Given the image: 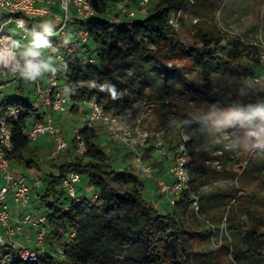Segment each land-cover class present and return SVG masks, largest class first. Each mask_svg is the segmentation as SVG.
I'll list each match as a JSON object with an SVG mask.
<instances>
[{
  "label": "trees",
  "instance_id": "trees-1",
  "mask_svg": "<svg viewBox=\"0 0 264 264\" xmlns=\"http://www.w3.org/2000/svg\"><path fill=\"white\" fill-rule=\"evenodd\" d=\"M111 1L127 4L136 0ZM94 4L102 15L85 20L70 19L71 26L87 32V43L80 52L69 57L62 77L59 76L60 87L69 93L70 112L76 115L81 104L94 101L106 114L131 124L137 119V104H155L162 128L169 133L178 131L186 138L187 172L194 179L204 178L208 171L203 160L210 157L200 151L207 142L205 122L201 117L181 111L170 100L178 76L174 69L164 67L163 60L187 55L200 66L202 78L198 87L183 79L185 88L206 94L212 88L213 76L236 71L245 56L236 44L223 36L201 30L196 32L197 40L193 44H184L170 20L190 4L189 0H152L145 16L123 18L119 23L111 22L106 15L109 14L108 5L104 0H94ZM93 45L97 47L92 51L95 57L92 54L86 58L84 50ZM149 45L153 48H148ZM149 58L154 60L152 68L144 63ZM36 63L44 61L39 58ZM150 72L153 73L152 81L147 78ZM34 80L33 74L25 73L19 88ZM8 102L25 109L26 114L13 123L14 148L6 158L9 162L19 161L28 168L34 167L39 173L35 160L25 157L24 152L31 142L21 130L31 118L40 121L42 116L28 98L19 97ZM261 109L259 113H264V106ZM79 134L86 148L84 155H74L58 166L56 174L49 176L48 187L36 198L37 208H46L42 214L47 224L44 256L33 263L14 261L11 264H198L196 255L208 263L212 261L215 250L196 252L180 225L194 196L200 212L199 198L189 184L173 206L168 204L173 211L162 214L144 198L138 178L112 166L107 154L95 143L94 127L84 125ZM178 145L172 146L175 153ZM260 169H264V161L244 166L243 176H239L237 188L231 193V203L221 218L230 241L224 247L232 248L233 264L241 259L250 261L264 253V219L253 216L248 224L242 220L256 203L250 181ZM70 171L85 177L93 198L83 197L78 187L76 194L80 201L66 195L60 181ZM165 180L172 183L170 177ZM208 228L214 233V226ZM71 233H74L72 238ZM58 246L63 253L55 261Z\"/></svg>",
  "mask_w": 264,
  "mask_h": 264
},
{
  "label": "rangeland",
  "instance_id": "rangeland-1",
  "mask_svg": "<svg viewBox=\"0 0 264 264\" xmlns=\"http://www.w3.org/2000/svg\"><path fill=\"white\" fill-rule=\"evenodd\" d=\"M106 1L108 13L114 14L112 11H115L117 14L115 3L111 0ZM189 2L190 4L172 20V26L184 44H193L197 40L196 32L201 30L204 33L223 36L226 41L236 44L239 52L245 56L236 71H224L220 76H213L212 88L206 94L185 88L183 79L198 87L202 78L200 66L191 61L187 55L179 54L172 59L163 60L164 67L174 69L178 76L176 90L170 100L190 116L201 117L208 133L206 144L200 147V151L210 156L203 160V166L208 173L202 179H194L191 173H188L189 188L199 198L200 212L195 214L194 209L188 207L181 217L180 225L187 233L196 252L215 250L210 263L203 261L200 255L194 256L198 264H233L232 248L224 247L230 241L221 218L231 203V193L237 188L239 176H243L244 166L247 163L261 164L264 161V113L250 120L244 118L257 110L261 111L264 106V88L259 90L260 86L253 82L257 75L264 79V0H189ZM132 4L129 2L126 5L132 7ZM149 7L150 5L145 12L138 13V18L145 16L143 14L147 13ZM10 31L15 38L16 48L20 52H25L32 42L31 37L20 40L21 30L12 28ZM96 48L94 45L88 46L85 57L92 55V51ZM148 48L153 47L149 45ZM32 50L37 51L44 63L49 65L48 69L38 74L42 80L51 68L57 67V61L54 56L48 55L47 46L36 49L33 45ZM144 63L147 68H152L154 60L149 58ZM147 78L149 81L151 78L152 81L153 73L150 72ZM19 97L28 98L29 102L38 108L39 115L42 111H46L41 106L33 83L22 88H19V84L0 88V102ZM70 107L71 103L68 102L61 117L59 118L60 114H56L54 125L66 141V147L59 154L56 163H50L51 158L46 152L49 147L46 141L52 142L54 146L49 135L30 143L24 152L28 160L33 159L38 164L39 173L34 171V167H29L31 171L27 169L23 162L9 163L12 172L23 175L31 184L35 179L39 181L34 191L35 198L48 187L49 176L57 172L56 168L74 156L73 130L84 127L88 106L87 103L81 104L76 115L70 112ZM136 108L137 119L130 126L136 131L149 134L145 145L138 147L139 158L151 166L153 176L165 179L169 176V166L175 153L172 146L180 143L182 135H179L178 131L169 133L167 129L162 128V121L155 104H137ZM94 129L95 143L107 154L112 166L120 172L138 178L144 198L153 203L162 214L172 212L164 192L157 184L142 175L134 156L125 147L113 142L104 128L98 125ZM159 132H163L161 152H157L153 138V135ZM256 175L250 181V188L255 191L256 203L247 214L242 216L245 224H248L253 216L264 219V169H260ZM85 184V177H81L77 186L81 188L80 194L85 198H93L92 188ZM39 210L44 214L46 208L39 206ZM32 215L38 216L36 212ZM206 221L214 226V233L205 226ZM18 240L20 241L19 238ZM234 264H264V253L250 261L241 259Z\"/></svg>",
  "mask_w": 264,
  "mask_h": 264
},
{
  "label": "built area",
  "instance_id": "built-area-1",
  "mask_svg": "<svg viewBox=\"0 0 264 264\" xmlns=\"http://www.w3.org/2000/svg\"><path fill=\"white\" fill-rule=\"evenodd\" d=\"M150 2L151 0H136L132 2V7L115 3L118 13L106 15L114 23L121 22L123 18H136L138 13L146 11ZM99 15L102 14L96 8L94 0H0V88L19 84L25 73H29L28 63L35 64L39 58H42L40 54L35 57L28 55L33 51L36 36L47 41L48 55L54 56L57 61V67L51 68L42 80L38 75H34L33 84L36 94L40 98L42 108L46 110L42 120L33 117L21 130L22 135L31 143L47 135L51 137L54 142L49 154L51 163L58 161L59 154L66 147L65 139L53 122L54 115L65 112V106L69 102V93L62 92L59 76L62 77L61 70L69 57L80 52L87 43V32L72 27L70 19L85 20ZM172 20H170L171 25H173ZM12 28L21 30L20 40L31 37L32 42L25 52H20L16 48L15 38L10 31ZM89 62L92 60L90 59ZM253 82L260 86L259 90L264 88V79L261 76L257 75ZM87 106L85 125L88 127L100 125L113 142L125 147L134 156L142 175L157 184L164 192L168 204L173 206L181 191L188 186L185 136L182 135L178 150L169 166L168 175L172 180V183H169L164 178L153 176L151 166L139 158L138 147L145 145L149 134L136 131L130 124L106 114L94 101L88 102ZM25 114V109L11 105L7 99L0 102V249H2L0 264H11L14 261L36 262L44 256L47 246L45 215L34 216L30 212L20 215L21 209L36 206L37 199L33 197L39 181L35 179L31 184L23 175L13 173L6 158V154L12 153L14 148L13 123ZM79 129L73 130V154L76 156H82L86 152ZM161 133L163 132L153 135L157 152L163 150ZM80 180L81 177L76 172L70 171L60 181V186L66 195L75 201H80L76 194ZM193 198L191 207L195 214H198L197 197ZM206 224L212 227L207 221ZM28 226L34 230V234L32 238L25 239L26 242L32 243V248L18 240ZM70 237H74V233H71ZM62 253V247H56L54 260L58 261Z\"/></svg>",
  "mask_w": 264,
  "mask_h": 264
},
{
  "label": "crops",
  "instance_id": "crops-1",
  "mask_svg": "<svg viewBox=\"0 0 264 264\" xmlns=\"http://www.w3.org/2000/svg\"><path fill=\"white\" fill-rule=\"evenodd\" d=\"M104 2L105 3H107L108 4V2L106 1V0H104ZM111 12V11H110ZM112 13H114V14H116V12L114 11H112ZM73 27V26H72ZM88 50V47H86V49L84 50V52H86ZM61 83V82H60ZM43 86H45V83L43 82ZM43 111H42V113H41V116L43 117ZM38 114H39V112H38ZM60 114V115H59ZM58 115H59V118L61 117V113H58ZM56 121V114L54 115V117H53V122H55ZM98 126V125H97ZM100 126V125H99ZM56 127V126H55ZM57 128V127H56ZM103 128V127H102ZM45 143H47V145L49 146L48 147V149L46 150V152H47V155L49 156V154H50V150L53 148V145H52V142H45ZM120 145V144H119ZM49 158H50V156H49ZM51 163V162H50ZM27 167V166H26ZM27 169H29L28 167H27ZM30 171H31V169H29ZM14 173V172H13ZM56 174V173H55ZM18 175H21V174H18ZM167 178H169V176H167ZM34 199H35V196L33 197ZM10 207H12L11 205H10ZM34 209H36V210H34ZM38 209V210H37ZM27 212H30V213H33V212H36V214L37 215H41V211L39 210V208H37V206H35V208H33V207H30V208H28V209H25V208H23V209H21L20 210V215L21 214H23V213H27ZM33 234H34V230L33 229H31V228H29V226L28 227H26L24 230H23V232H22V235L21 236H19L18 238L20 239V242L21 243H24L26 246H28V247H30V248H32L33 247V245H32V243H29L28 241L26 242V237H29V238H32V236H33Z\"/></svg>",
  "mask_w": 264,
  "mask_h": 264
},
{
  "label": "clouds",
  "instance_id": "clouds-1",
  "mask_svg": "<svg viewBox=\"0 0 264 264\" xmlns=\"http://www.w3.org/2000/svg\"><path fill=\"white\" fill-rule=\"evenodd\" d=\"M46 45H47V41L44 38H42L40 36H36L34 48L39 49V48L44 47ZM28 55L35 57V56H38L39 53L37 51L33 50V51H30L28 53ZM48 67H49V65L45 64V63H35L34 64V63L29 62L27 65L28 72L30 74H33V75H38L42 70L48 69ZM259 114H260L259 110H257L255 112L251 113V115L244 117V118L250 120L254 116L259 115Z\"/></svg>",
  "mask_w": 264,
  "mask_h": 264
}]
</instances>
